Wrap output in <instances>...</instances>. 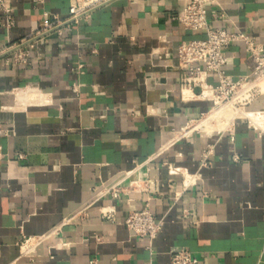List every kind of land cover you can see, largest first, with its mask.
Masks as SVG:
<instances>
[{"label":"crops","instance_id":"1","mask_svg":"<svg viewBox=\"0 0 264 264\" xmlns=\"http://www.w3.org/2000/svg\"><path fill=\"white\" fill-rule=\"evenodd\" d=\"M5 1L14 27L0 16V264H169L175 248L197 264H264V136L235 120L179 138L212 109L181 86L177 47L204 37L177 22L185 2L114 0L41 34L66 19L70 0ZM207 11L211 29L264 48V0ZM226 56L228 76L250 74L242 43ZM208 117L195 130L224 128ZM145 209L162 223L151 241L124 226Z\"/></svg>","mask_w":264,"mask_h":264},{"label":"built area","instance_id":"2","mask_svg":"<svg viewBox=\"0 0 264 264\" xmlns=\"http://www.w3.org/2000/svg\"><path fill=\"white\" fill-rule=\"evenodd\" d=\"M39 0H37L38 2ZM114 0H70L68 16L62 22L53 18L54 24L45 23L41 34L54 30L61 24H74L81 18L86 17L92 10L109 4ZM185 2L182 15L177 22L182 28L193 34H203L204 37L181 42L176 50L177 68L181 73V86L187 89L198 88L199 97L202 100L211 102L212 109L205 115L212 114L218 108L225 106L234 107L238 114L235 116L227 129L235 120L246 123L248 129L256 132L258 136H264V107L258 111H251L249 108L257 100L264 101V48L255 43L246 35L240 32L226 31L222 29H211L207 21V7L212 6L221 10L223 0H183ZM0 16L3 17V28L10 30L14 27L12 9L5 0H0ZM215 16V15H213ZM235 43H242L248 58L252 62V69L249 75L233 79L225 73L227 63L226 50ZM19 62L25 63L26 56H19ZM214 75L215 84H208L206 78ZM204 116L194 123L188 124L179 133V138L188 135L198 134L201 138H209L215 132L202 136L195 126ZM224 121V120H223ZM212 147H208L201 155L200 168L210 166ZM16 159H22L16 155ZM0 147V162H7ZM112 198H118L122 193L118 184L107 190ZM101 219L107 222L114 221V213L100 210ZM125 228L134 238L154 240L161 227V221H156L147 209L137 212H129L124 220ZM27 241L23 242L26 248ZM26 252V251H25ZM169 264H197V260L186 250L175 248L169 254Z\"/></svg>","mask_w":264,"mask_h":264},{"label":"bare ground","instance_id":"3","mask_svg":"<svg viewBox=\"0 0 264 264\" xmlns=\"http://www.w3.org/2000/svg\"><path fill=\"white\" fill-rule=\"evenodd\" d=\"M229 113H232V115L230 116V117H228V115H229ZM237 114H238V112H237V110L234 108V107H232V106H229V107H225V106H222V107H220V108H218L217 110H215L212 114H210L209 115V120L210 119H212L213 117H215V119L216 118H218V119H220L221 120V118H223V120H224V128H221V129H213V130H211V131H209V132H207V133H200L201 135H204V136H206V135H209L212 131H214V130H217V131H221V130H223V129H225L227 126H228V124L230 123V121L235 117V116H237ZM208 120V121H209ZM217 121V120H216ZM206 123V122H205ZM222 123V122H221ZM200 124H198V127H200L199 126ZM215 125H216V122H215ZM219 125V124H218ZM217 125V126H218ZM222 125H223V123H222ZM201 126H202V124H201ZM196 127H197V125H196ZM201 128V127H200ZM219 128H220V126H219ZM197 130V129H196ZM199 130V129H198ZM203 130V129H202ZM201 130V131H202Z\"/></svg>","mask_w":264,"mask_h":264},{"label":"rangeland","instance_id":"4","mask_svg":"<svg viewBox=\"0 0 264 264\" xmlns=\"http://www.w3.org/2000/svg\"><path fill=\"white\" fill-rule=\"evenodd\" d=\"M231 115H232V113H229L228 117H230ZM206 117H207V116H204V117L202 118V120L206 119ZM202 120H200V122H201ZM220 122H224V121H223V118H221Z\"/></svg>","mask_w":264,"mask_h":264}]
</instances>
